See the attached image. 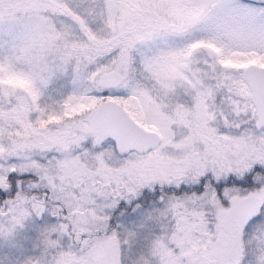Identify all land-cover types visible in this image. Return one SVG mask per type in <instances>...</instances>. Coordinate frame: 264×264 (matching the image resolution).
<instances>
[{
	"label": "snow or ice",
	"instance_id": "1",
	"mask_svg": "<svg viewBox=\"0 0 264 264\" xmlns=\"http://www.w3.org/2000/svg\"><path fill=\"white\" fill-rule=\"evenodd\" d=\"M0 264H264V0H0Z\"/></svg>",
	"mask_w": 264,
	"mask_h": 264
}]
</instances>
